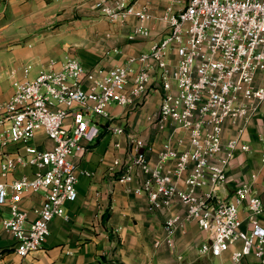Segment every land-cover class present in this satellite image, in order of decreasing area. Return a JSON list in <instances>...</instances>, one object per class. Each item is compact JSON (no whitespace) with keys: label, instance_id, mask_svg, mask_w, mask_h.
<instances>
[{"label":"built area","instance_id":"2783aa9c","mask_svg":"<svg viewBox=\"0 0 264 264\" xmlns=\"http://www.w3.org/2000/svg\"><path fill=\"white\" fill-rule=\"evenodd\" d=\"M90 9L128 42L152 39L148 49L112 67L86 68L66 56L57 68L50 60L33 78L13 82L0 101V174L34 168L0 181V206L9 215L0 226L24 257L40 248L55 217L68 220L64 203L77 192L74 157L91 148L103 131L126 138V158H114L108 172L126 191L145 195L148 210L165 213L161 237L154 246H175V235L195 222L208 237L199 245L207 264H264V198L256 188L260 170L241 179L231 199L219 195L228 181L236 151L248 152L242 140L252 119L264 117V0H89ZM158 22L160 29L152 26ZM117 51V47L113 48ZM160 98L150 127L160 145L124 126L108 123L107 108L142 106ZM233 134L224 139L228 127ZM42 131L51 147L32 143ZM260 162L264 166V137ZM137 184L130 187L129 183ZM264 188V172L260 174ZM43 192L34 218L20 205L28 193ZM179 204L182 211L173 210ZM178 258H181L179 256ZM213 259H217L214 261Z\"/></svg>","mask_w":264,"mask_h":264},{"label":"crops","instance_id":"0c3cea01","mask_svg":"<svg viewBox=\"0 0 264 264\" xmlns=\"http://www.w3.org/2000/svg\"><path fill=\"white\" fill-rule=\"evenodd\" d=\"M156 1L164 3V0ZM135 23L130 18L122 31H128ZM152 28L154 37L161 27L156 22ZM124 32L93 12L89 0H0V101L12 94L14 81L25 77L26 65H30L27 78H33L50 60L57 61V68L66 56L77 58L86 68L112 67L123 63L129 55L148 49L152 42L150 38L128 42ZM114 47L117 51H113ZM159 101L155 94L136 109L112 104L107 108L108 123L124 126L157 148L162 138L150 125ZM105 132L91 144L90 150L73 158L77 195L75 200L64 203L68 220L53 218L42 246L24 257L16 254L15 241L0 226V264H190L209 260L198 251L208 232L193 221L176 232L174 248L154 246L162 235L165 213L149 211L145 195L126 191L124 184L114 182L108 167L114 158L127 157L126 138ZM232 134L229 126L223 138ZM259 136L264 137L261 113L252 119L242 136L251 149L236 151L227 171L228 181L218 191L222 197L231 199L239 181L249 180L251 173L260 170L256 188L264 198L260 182V174L264 172L260 162L263 146ZM32 143L38 148L52 145L42 131L36 133ZM17 147L14 144L0 147V163L4 152L16 151ZM33 170L29 166L18 167L5 177L0 174V181L30 174ZM136 184L133 180L129 186ZM42 199V191L22 197L20 205L28 211L29 219L34 218L33 208ZM173 210L181 212L182 207L176 204ZM8 215L7 206H0V217ZM249 259L256 263L253 257Z\"/></svg>","mask_w":264,"mask_h":264},{"label":"rangeland","instance_id":"374dc122","mask_svg":"<svg viewBox=\"0 0 264 264\" xmlns=\"http://www.w3.org/2000/svg\"><path fill=\"white\" fill-rule=\"evenodd\" d=\"M140 106H141V105L139 104L138 107H140ZM138 107H135V109L138 108ZM133 108H134V107H132V109H133ZM104 122H105V120L101 119L100 123L98 124L99 130H100V135H101V133L105 132V131H103V127L101 126ZM100 124H101V125H100ZM105 133L107 134V132H105ZM96 139H97V138H96ZM96 139H95L91 144L95 143ZM213 260H214V261H217V259H213Z\"/></svg>","mask_w":264,"mask_h":264},{"label":"trees","instance_id":"16d2710c","mask_svg":"<svg viewBox=\"0 0 264 264\" xmlns=\"http://www.w3.org/2000/svg\"><path fill=\"white\" fill-rule=\"evenodd\" d=\"M190 264H207V263L203 262V261H198V262H193V263H190Z\"/></svg>","mask_w":264,"mask_h":264},{"label":"water","instance_id":"95a60500","mask_svg":"<svg viewBox=\"0 0 264 264\" xmlns=\"http://www.w3.org/2000/svg\"><path fill=\"white\" fill-rule=\"evenodd\" d=\"M253 264H258V263H253Z\"/></svg>","mask_w":264,"mask_h":264}]
</instances>
